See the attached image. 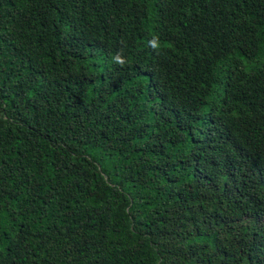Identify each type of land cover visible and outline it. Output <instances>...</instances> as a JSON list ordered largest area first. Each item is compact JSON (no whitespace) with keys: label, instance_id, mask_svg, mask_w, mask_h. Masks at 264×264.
Returning <instances> with one entry per match:
<instances>
[{"label":"trees","instance_id":"1","mask_svg":"<svg viewBox=\"0 0 264 264\" xmlns=\"http://www.w3.org/2000/svg\"><path fill=\"white\" fill-rule=\"evenodd\" d=\"M0 264H264V0H0Z\"/></svg>","mask_w":264,"mask_h":264}]
</instances>
